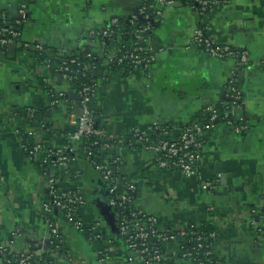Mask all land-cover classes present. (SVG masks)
<instances>
[{
  "label": "crops",
  "instance_id": "crops-1",
  "mask_svg": "<svg viewBox=\"0 0 264 264\" xmlns=\"http://www.w3.org/2000/svg\"><path fill=\"white\" fill-rule=\"evenodd\" d=\"M23 1L0 0V14L18 18ZM143 2L30 0L22 41L43 44L54 61L86 50L94 54L98 89L93 107L100 126L121 138L118 146L99 150L100 161L118 168L119 191L126 190L125 184L134 186V208L157 217L163 229L206 222L217 233L216 255L225 264H264V238L248 224L253 209L264 211V0H221L203 15L180 4L165 8L151 34L155 61L150 76L112 69L99 41L89 36L113 18L128 20ZM201 26L219 44L248 51L249 65L216 60L196 46L193 36ZM4 53H0V242L12 243L15 253L29 251L33 243L53 258L52 264H100L99 250L104 246L111 248L110 264H139L129 261L131 254L119 237L109 208L108 184L83 153H77L65 169L48 170L59 178L63 191L84 195L87 204L77 215L87 225L99 224L101 241H90L55 212L64 246L41 247L44 240L52 244L49 216L43 212L49 201L47 179L30 159L21 137L22 130L39 129L18 119L15 111H44L40 124L49 128L34 136L55 148L77 150L81 144L68 138L74 130L69 109L74 107L78 114L81 110L74 99L52 105L47 91H64L67 82L21 45ZM231 83L242 94L240 114L249 120L250 129L238 135L218 124L207 132L200 176L161 170L156 154L127 145L133 129L149 133L152 127H168L170 135L178 137L186 125L202 121L209 106L226 98ZM204 182L217 186L203 190ZM166 252L171 264H193L180 257L176 243ZM0 264H5L1 257Z\"/></svg>",
  "mask_w": 264,
  "mask_h": 264
},
{
  "label": "built area",
  "instance_id": "built-area-1",
  "mask_svg": "<svg viewBox=\"0 0 264 264\" xmlns=\"http://www.w3.org/2000/svg\"><path fill=\"white\" fill-rule=\"evenodd\" d=\"M221 0H193V5H189L195 12L203 15L214 7L221 5ZM176 0H144L139 11L132 15L128 20L134 30V38L129 46H117L118 42L109 44L113 38L119 41L122 33H118L121 27V19L113 18L108 26L93 29L89 36L99 41L104 57L108 66L115 64L129 74L139 72L144 76H150L149 72L155 61V55L151 48V34L158 22H160L164 10L167 7L175 6ZM150 11L152 15L147 14ZM28 18V2L23 1L19 9V16L15 24H25ZM142 23H144L142 25ZM23 31L13 30L7 26L6 16L0 19V49L6 50L9 46L16 44L24 48L36 50L40 53L45 51L43 44L24 43L22 41ZM116 36V37H114ZM114 42V41H113ZM193 43L204 50L209 56L219 61L235 60L240 66H247L250 63V54L230 45H221L207 34L204 27H199L193 36ZM128 45V44H127ZM127 47V48H124ZM114 48V49H113ZM85 51L67 55L59 61L52 62L46 60L45 65L55 74L59 75L68 84L64 91L50 88L47 93L52 101V105H60L67 101L69 92L73 91L80 98L81 111L78 114L74 107H70L69 115L74 130L68 134L72 143L82 144L84 141L90 142L89 146L96 150H105L113 145H119L120 139L114 134H109L105 130L97 127V113L93 107V102L97 96L98 84L88 82L81 83L78 91L72 87L73 83L88 78L87 66L82 65L77 54ZM94 54L89 52L86 57L92 58ZM264 66V58L262 60ZM76 65L77 68H73ZM95 69L96 66L94 65ZM96 76V73L94 74ZM226 118L230 117L225 125L231 128L236 134L244 135L250 129L249 120L240 114L243 106V97L238 87L231 83L227 96ZM206 111L210 114L209 118L202 121L186 125L178 137H172L166 127H152L150 132L133 129L129 139L126 141L128 146H139L142 149L153 152L157 156V167L164 171H178L185 176H200V156L204 148V135L212 131L219 123V114L215 112L214 106H209ZM30 117L35 118V110L29 109ZM36 130L29 128V135L37 136ZM157 132L160 133L157 134ZM159 135V136H157ZM28 152L26 146H24ZM55 148V147H54ZM59 157L52 163L51 167L65 169L71 164L74 158L67 157L64 151L72 153L75 151L73 146L68 148H55ZM94 149V150H95ZM31 160L37 159L41 154L51 156V150L46 151L41 143H37L29 152ZM93 151L87 152V161L101 175L109 188V205L117 210V224L119 232L125 238L126 248L130 252L129 261L139 264H169L166 248L170 244L176 243L183 249L182 259L193 264H225L217 257L215 251L216 232H204L199 230L198 223H192L185 229L169 228L164 230L160 227L157 217L133 207V197L131 196L134 186L125 184L126 190L121 192L118 189V168L114 169L108 164L93 159ZM47 179V189L49 201L45 203L43 212L48 216L53 212L61 213L69 224L79 233H95L93 239H101L99 224L87 225L77 215L80 207L86 206L87 202L84 195L75 190L63 191L60 188V180L49 170L44 172ZM203 190L214 189L217 185L213 182H204ZM48 229L51 235L52 245L63 243L62 233L57 224H54L48 217ZM249 226L254 232L264 238V211L253 209L248 221ZM89 226V228L87 227ZM98 232V233H96ZM187 239L186 244L193 242L194 245L186 249V244L182 240ZM59 248V246H57ZM10 255V258H7ZM40 250L32 253L30 250L23 253H15L12 243L3 244L0 242V257L5 264H32L35 257L41 256ZM100 264H110L111 257L108 250L99 252ZM39 264H52L43 263Z\"/></svg>",
  "mask_w": 264,
  "mask_h": 264
},
{
  "label": "trees",
  "instance_id": "trees-1",
  "mask_svg": "<svg viewBox=\"0 0 264 264\" xmlns=\"http://www.w3.org/2000/svg\"><path fill=\"white\" fill-rule=\"evenodd\" d=\"M29 3L30 0H25ZM176 3L177 4H180L182 6H189V5H193V0H176ZM147 14H150L152 15V13L150 11L147 12ZM3 16H6V23H7V26H9V28L13 29V30H21L23 31V27H24V24H21V25H17L15 24V21L17 20L16 19H12L9 17V15L6 13V12H3L0 14V19L3 18ZM121 21V27L119 28L118 30V33H122V37L119 41H117V39L113 38L111 41H109L108 43L111 44V43H117V46H122V45H125V46H129L131 40L134 38V30L133 28L131 27L130 23H129V20H120ZM144 23H142L143 25ZM116 37V36H114ZM114 41V42H113ZM128 44V45H127ZM124 48H127V47H124ZM21 49L23 50H26L27 53L30 54V56L34 57L35 59L38 60L39 63H45L46 60H51L52 62H54V57L53 55H50L49 53V50L48 48L45 47V51L43 53H40L36 50H33V49H29V48H24L23 46H21ZM5 50H2L0 49V53L2 54H5L4 53ZM90 52V50H86L84 53H81V54H77L78 57H79V61H81L83 64L82 65H86L87 66V73H88V78L86 79H82L81 77H79L78 81L74 82L72 87L75 91H78V89L80 88V85L81 83H84V82H88L90 84H94L96 83V80H97V77L94 75L95 72H96V68L94 69L93 66L97 64V59L95 56H93L92 58H88L86 57V55ZM76 54V53H74ZM73 68H77L76 65H73ZM112 69H120L121 70V67L118 66L117 64H115ZM126 74H129L127 71H124ZM227 96V95H226ZM69 101H71V99L69 97H67V103H69ZM72 102V101H71ZM65 103V104H67ZM227 103H229L228 101V98L226 97L222 102H218L214 105V110L216 113L219 114V118L217 120V122L219 124H223L225 125L226 121L228 119H230V117H227L226 118V112H227ZM55 107H57L56 105H54ZM35 110V109H34ZM44 111H39V110H35V118H31L30 117V112L28 109H17L15 111V114L17 116L18 119H21V120H26L27 121V124L31 127H36L39 129V131H46L48 128H49V125L47 123H43V125L40 124V122L42 121L41 116H43L42 114ZM210 114L206 111L205 113V118H209ZM97 118H98V114H97ZM96 118V119H97ZM204 118V120H205ZM97 123V127L98 129H101V130H104L101 126H100V122H98V119L96 121ZM168 128V127H166ZM38 131V133H39ZM106 131V130H105ZM65 132H69V129H66ZM170 132V131H169ZM157 134L160 135L159 132H157ZM157 135V136H159ZM21 137H22V140H23V143H24V146L27 147L28 149V152L37 144V143H41L43 146H44V149L46 151H49L51 150L52 154L51 156H48V153L47 154H41L37 159H34L32 160V162L34 164H36L41 170L42 172H45L46 170H48L51 166H52V163L54 161L57 160V158L59 157V154L57 153V150L52 146L50 145L48 142L46 141H42L40 140L38 137L34 136V135H29L26 131L22 130L21 131ZM129 139V136L126 137V141ZM89 143L90 142H87V141H84L80 148H78L77 150H75L74 152L72 153H69V151H64V154L67 156V157H70L71 159L74 158L77 153H83L84 154V157L86 158L87 157V152L90 150L93 151V159H96L97 161L101 162L100 161V153H99V150H96L94 147H90L89 146ZM95 149V150H94ZM118 175V174H117ZM109 189V188H108ZM131 196L133 197V194H131ZM109 198H110V195H109ZM111 210H112V214L114 215V218H115V221H117V210L113 209L111 206H110ZM55 212H53V214H51L49 216V218L51 219V221L55 223ZM200 226L198 227L199 230H202L204 232H215V230L213 228L210 227V225H208L206 222H199L198 223ZM89 228V226H87ZM161 227V226H160ZM164 230H169V228H164ZM98 233V232H96ZM120 234V239L122 240V244L125 245L126 247V243H125V238L121 235V233L119 232ZM96 235L95 233L91 234L89 232H86V236L88 237V239L94 243H99L101 241V239H93V236ZM187 242V239L185 240H182V244L185 245ZM56 245H54V248H57V246H59L60 249H62V247L64 246L63 243L61 244H58V243H55ZM194 245L193 242H190L188 244H186V249L187 248H190ZM127 249V248H126ZM178 249H179V253H180V257L182 258V253H183V249H181V246H178ZM40 250L39 247H37V245L33 244L31 245V249L30 251L32 253L36 252ZM105 250H108V254L111 255L112 254V251H111V248L110 247H102L99 252H104ZM7 258H10V255H7ZM43 263H52L53 261V258H50V255L48 253H45V252H42V255L41 256H38V257H35L34 260H33V263L32 264H39L40 262ZM171 264V263H169Z\"/></svg>",
  "mask_w": 264,
  "mask_h": 264
},
{
  "label": "water",
  "instance_id": "water-1",
  "mask_svg": "<svg viewBox=\"0 0 264 264\" xmlns=\"http://www.w3.org/2000/svg\"><path fill=\"white\" fill-rule=\"evenodd\" d=\"M16 48H17V45L16 44H13V45H11V46H9L8 47V50L10 51H12V53H13V51L14 50H16ZM69 96L72 98V99H74V100H76V101H78V106H79V108H80V110H81V104H80V98H79V96L78 95H76L73 91H70L69 92ZM109 208H110V206H109ZM111 209V208H110ZM57 212V211H56ZM112 218H113V220L115 221V218H114V215L112 214ZM41 247L44 249V250H48V249H54V246L50 243V240H44V241H42L41 242ZM59 251H61V250H59ZM58 252V251H57Z\"/></svg>",
  "mask_w": 264,
  "mask_h": 264
}]
</instances>
